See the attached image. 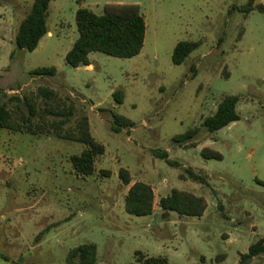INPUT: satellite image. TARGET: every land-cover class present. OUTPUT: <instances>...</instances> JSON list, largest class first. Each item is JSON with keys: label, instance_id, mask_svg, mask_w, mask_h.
Masks as SVG:
<instances>
[{"label": "rangeland", "instance_id": "1", "mask_svg": "<svg viewBox=\"0 0 264 264\" xmlns=\"http://www.w3.org/2000/svg\"><path fill=\"white\" fill-rule=\"evenodd\" d=\"M32 3L0 0V103L13 111L11 97L31 98L37 121L44 108L37 89H52L75 107L66 129L86 116L104 153L83 178L69 161L82 145L0 129V264H70L67 255L83 244L96 246V264H144L140 255L167 264H238L264 238V186L258 184L264 183V14L240 12L248 0H53L48 33L29 53L14 38ZM108 5L139 7L146 25L140 53L119 59L93 52L90 66L69 67L76 10L100 15ZM184 41L199 46L174 65L173 50ZM37 68L56 74L30 76ZM118 91L120 105L112 96ZM227 96L239 98V121L207 133L203 120ZM114 114L133 127L113 132ZM195 127L201 129L191 141L195 147L172 142ZM204 148L221 160L203 159ZM152 151L167 152L177 166ZM120 169L129 172L128 186ZM186 169L207 184L189 180ZM137 182L153 191L150 216L124 211V197ZM173 190L203 198V216L161 211L159 199ZM248 264H264V255Z\"/></svg>", "mask_w": 264, "mask_h": 264}, {"label": "trees", "instance_id": "2", "mask_svg": "<svg viewBox=\"0 0 264 264\" xmlns=\"http://www.w3.org/2000/svg\"><path fill=\"white\" fill-rule=\"evenodd\" d=\"M53 0H33L28 13L21 20L15 34L14 43L18 50L33 52L40 40L47 35V19L49 5ZM237 8H233L235 10ZM244 14L257 10L264 14L263 5H255V0H248L247 5L238 9ZM75 24L78 38L71 49L65 55V62L71 68L88 67L91 65L88 58L90 53L97 52L105 56L131 59L137 56L144 43L146 25L136 5H108L100 15L86 8H78L75 12ZM199 46L196 42H179L172 53V63L181 65L188 56ZM54 68H37L29 75L32 77H54ZM116 104L123 101L122 92L112 95ZM35 98L44 102V108L37 121L34 102L31 98L11 97L17 102L14 110L10 111L7 106L0 103V129L12 133H21L31 136H53L57 139L82 145L84 148L78 155L70 157L69 161L76 176L89 177L95 171V159L104 153L102 144L95 141L89 131L88 118L80 117L73 128L66 129L75 115V107L69 99H61L52 89L40 87L37 89ZM239 98L227 96L218 104L216 111L202 122V128L207 133L219 131L230 124L239 121L236 106ZM26 108L27 112L24 111ZM48 117L53 120L47 121ZM114 126L112 131L119 133L122 128H132L133 123L121 116L113 115ZM200 128H192L183 135L174 137L172 142L179 146L193 148L192 143L200 133ZM154 157L164 160L169 166L175 167L177 163L168 159L165 151H152ZM200 155L205 160H221V155L207 148L201 150ZM189 180L201 185H206V180L192 169H186ZM108 176V172H103ZM118 177L121 182L128 186L131 182L129 172L120 169ZM264 186V183L259 182ZM154 194L151 187L145 183L137 182L131 185L124 197V211L131 216L147 217L153 213ZM158 208L163 212H172L178 216L202 217L206 204L203 198L187 192L177 190L158 201ZM136 255H140L139 252ZM264 255V238L259 239L249 246L247 253L242 254L238 264H248L253 258ZM138 262L144 264H167L165 258L144 257L140 255ZM68 263L96 264L97 252L93 244H83L73 248L67 255Z\"/></svg>", "mask_w": 264, "mask_h": 264}]
</instances>
